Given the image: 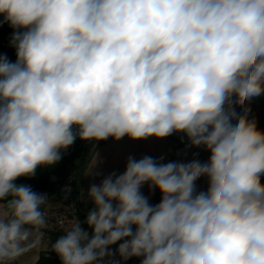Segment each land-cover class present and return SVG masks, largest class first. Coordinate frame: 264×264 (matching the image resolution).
I'll return each instance as SVG.
<instances>
[{
  "label": "clouds",
  "instance_id": "9594fccd",
  "mask_svg": "<svg viewBox=\"0 0 264 264\" xmlns=\"http://www.w3.org/2000/svg\"><path fill=\"white\" fill-rule=\"evenodd\" d=\"M4 24L15 60L0 53V264L45 224L48 194L18 178L77 139L174 133L178 156L201 150L98 169L80 193L91 207L50 250L60 264H264V127L251 105L264 95V0H0Z\"/></svg>",
  "mask_w": 264,
  "mask_h": 264
},
{
  "label": "crops",
  "instance_id": "0c3cea01",
  "mask_svg": "<svg viewBox=\"0 0 264 264\" xmlns=\"http://www.w3.org/2000/svg\"><path fill=\"white\" fill-rule=\"evenodd\" d=\"M251 105L252 114L257 117L259 125H264V95L254 98L251 101ZM201 148L205 151L210 152L213 150L214 145H205L201 146ZM183 149L184 143L178 139H175V137L173 136H169L166 138L149 137L148 139L143 140H131L127 137H124L119 141H114L112 139L105 141L102 145L91 152L85 169L81 174V178L79 181V201L82 212L84 210L83 214H86L87 208L91 207V203H88L87 205L83 203L80 199V193L86 191L88 184L93 178L94 172L98 169L105 172L111 171L113 169L123 171L125 166V159L129 154H133L137 158H139L143 154H150L152 156H160L161 154H163L165 156V160L191 159L192 153L201 150L198 148H190L187 149V155L183 156V154H181L178 156V150ZM203 175L206 181L208 179H211L210 170H206ZM96 179L98 180L99 177H97ZM142 190L146 195L149 194L147 186H145ZM156 192L159 191L157 190ZM151 196L152 194L150 195V198ZM46 224H48V222L45 221V224L42 226L43 228H45V231L40 230L39 243L34 248L28 251L29 256L26 255L24 257V263L21 261V257H19L15 264H35V262L37 261L36 259L38 258V256H40L41 252H52L50 250V245L59 235L50 233L47 230ZM71 225L72 223H68L66 226H64L62 228L63 231L61 232V234H63L67 228L71 227Z\"/></svg>",
  "mask_w": 264,
  "mask_h": 264
},
{
  "label": "trees",
  "instance_id": "16d2710c",
  "mask_svg": "<svg viewBox=\"0 0 264 264\" xmlns=\"http://www.w3.org/2000/svg\"><path fill=\"white\" fill-rule=\"evenodd\" d=\"M11 31L12 29L7 24L0 25V53H7L8 57L11 60H15V50L12 47H10L8 43L9 34ZM104 142L105 141L96 142L92 148V151L95 150L100 145H102ZM91 143L92 141L89 140L77 139V141L72 146L69 147L66 154L56 165L47 168H37L35 176L20 177L18 178L17 183L29 184L37 192H46L48 194L49 200L65 201L70 205L71 208H74L75 176L86 156L87 149ZM206 145H214V144L210 142ZM84 169L85 167L82 169L81 174ZM81 174L78 180V201H79V181L81 178ZM65 188H69L71 190L67 194V196H65V192H64ZM159 195H160L159 192L153 194L151 198V202H158ZM80 211L81 213L80 214L77 213V215L81 216L83 220L85 215L83 214L81 207H80ZM130 262L131 264H134L132 259H130ZM35 264H60V261L54 252H41Z\"/></svg>",
  "mask_w": 264,
  "mask_h": 264
},
{
  "label": "built area",
  "instance_id": "2783aa9c",
  "mask_svg": "<svg viewBox=\"0 0 264 264\" xmlns=\"http://www.w3.org/2000/svg\"><path fill=\"white\" fill-rule=\"evenodd\" d=\"M185 156V155H183ZM44 217H48L50 220H56V222L61 226L64 227L67 225V220L64 216H73L74 222L76 221V212L73 208H71L67 202L62 201L60 206L50 204L47 200L44 203L43 211Z\"/></svg>",
  "mask_w": 264,
  "mask_h": 264
},
{
  "label": "rangeland",
  "instance_id": "374dc122",
  "mask_svg": "<svg viewBox=\"0 0 264 264\" xmlns=\"http://www.w3.org/2000/svg\"><path fill=\"white\" fill-rule=\"evenodd\" d=\"M262 126H264V125H262ZM175 134V133H174ZM180 136V135H179ZM174 137V136H173ZM109 139H111V138H109ZM108 139V140H109ZM175 139H178V140H180L181 141V139H179V138H176L175 137ZM182 142V141H181ZM91 155V154H90ZM89 160V159H88ZM88 162V161H87ZM87 164V163H86ZM86 166V165H85ZM49 203L50 204H55V205H57V206H60L61 204H62V201H51V200H49ZM152 203H155V202H152ZM79 204H80V201H79ZM41 207V211H43V208H44V204L43 205H41L40 206ZM83 212H84V210H83ZM65 218H66V220H67V224L68 223H73L74 221H73V218H72V215L71 216H68V215H66V216H64ZM45 218V221L46 222H48V224H46V227H47V229L49 230V232L50 233H52V234H55V235H60L61 234V232L63 231V227H61L57 222H56V220H50L48 217H44ZM78 219L79 220H82V218H81V216H78ZM66 226V225H65ZM85 227H87V226H85ZM29 254V252H26V253H24L22 256H21V261L24 263V257L27 255V256H29L28 255ZM38 258H39V256H38ZM38 258L36 259V260H38ZM132 261H133V263L134 264H136V263H138V260L135 258V257H133L132 258Z\"/></svg>",
  "mask_w": 264,
  "mask_h": 264
},
{
  "label": "water",
  "instance_id": "95a60500",
  "mask_svg": "<svg viewBox=\"0 0 264 264\" xmlns=\"http://www.w3.org/2000/svg\"><path fill=\"white\" fill-rule=\"evenodd\" d=\"M171 136H174V137L180 139V136L177 135V134H173V135H171ZM95 143H96V142L92 141V143L89 145V147H88V149H87L86 156H85V158H84V160H83V162H82V164H81V166H80V168H79V170L77 171V174H76V176H75V181H74V208H75V210H76V212H77L78 214L81 213V211H80V206H79V201H78V180H79V177H80V174H81L82 169L85 167V164L87 163V161H88V159H89V157H90V154H91L92 148H93V146H94ZM40 230L45 231V228L42 227ZM127 264H131L130 260L127 261Z\"/></svg>",
  "mask_w": 264,
  "mask_h": 264
}]
</instances>
